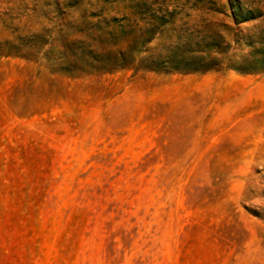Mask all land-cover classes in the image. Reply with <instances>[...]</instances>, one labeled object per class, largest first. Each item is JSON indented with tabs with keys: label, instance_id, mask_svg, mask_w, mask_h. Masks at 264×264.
<instances>
[{
	"label": "rangeland",
	"instance_id": "374dc122",
	"mask_svg": "<svg viewBox=\"0 0 264 264\" xmlns=\"http://www.w3.org/2000/svg\"><path fill=\"white\" fill-rule=\"evenodd\" d=\"M0 264H264V0H0Z\"/></svg>",
	"mask_w": 264,
	"mask_h": 264
}]
</instances>
